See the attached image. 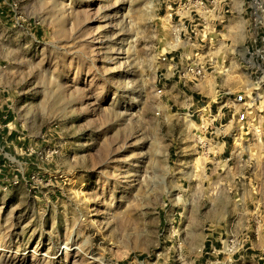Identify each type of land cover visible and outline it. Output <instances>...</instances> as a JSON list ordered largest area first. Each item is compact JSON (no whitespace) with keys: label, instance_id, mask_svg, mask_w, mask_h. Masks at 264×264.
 <instances>
[{"label":"rangeland","instance_id":"374dc122","mask_svg":"<svg viewBox=\"0 0 264 264\" xmlns=\"http://www.w3.org/2000/svg\"><path fill=\"white\" fill-rule=\"evenodd\" d=\"M249 2L227 28L245 30ZM182 3L0 0V111H14L0 136V264H264L250 242L226 252L247 234L239 211L202 185L188 122L158 92L163 57L184 45L167 17ZM235 45L219 60L239 86Z\"/></svg>","mask_w":264,"mask_h":264},{"label":"crops","instance_id":"0c3cea01","mask_svg":"<svg viewBox=\"0 0 264 264\" xmlns=\"http://www.w3.org/2000/svg\"><path fill=\"white\" fill-rule=\"evenodd\" d=\"M240 15L238 21L244 22V31L232 28L233 25L227 28L233 23L229 16L223 30L207 34L205 47L199 40L194 44L185 41L178 49L182 52L177 50L178 54L170 57L165 65L160 85L167 110L179 111L188 122L192 144L187 162L201 164L200 180L204 187L222 185L224 196L233 203L228 209L229 214L233 217L239 211V215L233 217L236 221L234 230H245L250 234L249 242L264 250V79L251 73L245 63L248 69L244 67L246 73L242 74L240 85L234 86L226 76L232 68L227 67V61L219 60L229 52L226 49L229 41L238 40L233 53L238 55L241 50L244 62L255 48L250 20ZM194 58L204 63L212 61L218 70L215 74L208 72L198 83L184 85L177 72ZM13 120L14 111H0V129L1 125L4 127L0 136L6 135V128ZM228 217L223 216L222 222ZM220 230L216 233L221 241L225 227L221 226ZM210 242L213 244L212 240ZM254 254L247 251L238 259ZM260 259L264 260V257Z\"/></svg>","mask_w":264,"mask_h":264},{"label":"built area","instance_id":"2783aa9c","mask_svg":"<svg viewBox=\"0 0 264 264\" xmlns=\"http://www.w3.org/2000/svg\"><path fill=\"white\" fill-rule=\"evenodd\" d=\"M234 0H184L182 9L184 14H178L170 5L167 17L173 22L174 34L180 42L184 39L191 44L197 40L205 47L208 43L207 34L217 30V27L224 26L227 19L233 12ZM242 15L248 17L251 23V30L255 39L253 40L254 50L250 51L245 58V63L252 70L251 73L259 74L260 80L264 79V0H250L249 5H243ZM260 45V46H259ZM163 61H169L164 56ZM214 62L204 63L198 58L190 59L182 70L177 72L180 81L184 84L198 83L203 80L207 73L214 69ZM162 94V89H159ZM250 240L248 234L243 239L231 238L225 242L226 252L232 256L246 247ZM240 246V247H239ZM225 252V253H226Z\"/></svg>","mask_w":264,"mask_h":264},{"label":"bare ground","instance_id":"6f19581e","mask_svg":"<svg viewBox=\"0 0 264 264\" xmlns=\"http://www.w3.org/2000/svg\"><path fill=\"white\" fill-rule=\"evenodd\" d=\"M179 44V42H178V40H176V45H178Z\"/></svg>","mask_w":264,"mask_h":264}]
</instances>
